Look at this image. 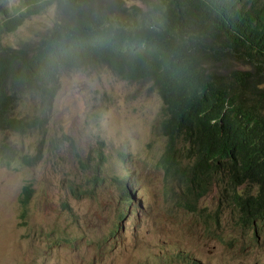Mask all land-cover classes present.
<instances>
[{"label":"trees","instance_id":"trees-1","mask_svg":"<svg viewBox=\"0 0 264 264\" xmlns=\"http://www.w3.org/2000/svg\"><path fill=\"white\" fill-rule=\"evenodd\" d=\"M51 6L54 24L37 41L4 44L6 34ZM104 69L149 83L161 97L166 145L157 167L172 204L204 224L232 207L241 228L260 239L264 0H0V129L46 134L63 74ZM27 94L34 97L33 112L20 117ZM37 150L30 156L10 147L7 154L32 165L41 157ZM104 154L96 150L97 157ZM101 179L95 175L89 190ZM112 180L127 187L121 205L134 201L128 180ZM213 191L219 204L209 211L201 201ZM33 196L25 185L20 202L25 206ZM128 214L131 205L119 217Z\"/></svg>","mask_w":264,"mask_h":264},{"label":"rangeland","instance_id":"rangeland-1","mask_svg":"<svg viewBox=\"0 0 264 264\" xmlns=\"http://www.w3.org/2000/svg\"><path fill=\"white\" fill-rule=\"evenodd\" d=\"M54 21L51 6L6 34L4 44L37 41ZM25 98L20 117L33 112L34 97ZM54 102L46 134L0 129V264H264V234L257 240L241 228L232 207L204 224L163 195L164 104L149 83L107 69L70 71ZM10 147L30 156L42 148L41 157L27 165L7 154ZM95 175L102 179L90 191ZM112 176L136 187L134 201L121 205L127 187ZM25 185L34 189L26 219L19 201ZM216 195L201 207L213 211ZM130 205L132 214L120 219Z\"/></svg>","mask_w":264,"mask_h":264},{"label":"clouds","instance_id":"clouds-1","mask_svg":"<svg viewBox=\"0 0 264 264\" xmlns=\"http://www.w3.org/2000/svg\"><path fill=\"white\" fill-rule=\"evenodd\" d=\"M129 184H130V186H131V183H130V182H129ZM134 189H136V187H135ZM134 189H133V190H134ZM133 190H132V187H131V192H132ZM163 195L169 197L165 191H163ZM129 197H131V198L134 199V197H132L131 195H130ZM32 199H33V197H32ZM32 199H30V200L28 201L27 205H25V206L22 205V203L20 202L21 211H22V213L25 215V216H23L25 219H26V217H27L28 214H29V210H30V205H31ZM19 201H20V200H19ZM128 215H131V214H128ZM125 217H126V216H125ZM125 217H124V218H125ZM119 218H120V217H119ZM124 218H120V219H124ZM117 230H118V228H117ZM117 230H116V231H117ZM115 233H116V232H115ZM252 233H254V232L250 231V234H252ZM259 234L262 236V235L264 234V231L261 232V233H259ZM109 239H110V238H107V239H106V242L109 241ZM59 244H61V243H59ZM98 247L101 248L102 245H98ZM99 252H101V251H98V253H99Z\"/></svg>","mask_w":264,"mask_h":264}]
</instances>
